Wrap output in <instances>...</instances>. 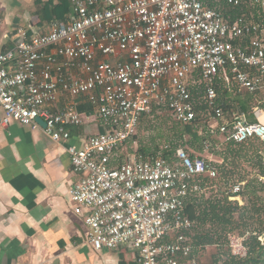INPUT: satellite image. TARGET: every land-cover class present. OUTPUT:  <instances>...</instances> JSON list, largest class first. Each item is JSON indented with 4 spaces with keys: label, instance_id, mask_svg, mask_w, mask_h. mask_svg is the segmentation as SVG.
<instances>
[{
    "label": "built area",
    "instance_id": "built-area-1",
    "mask_svg": "<svg viewBox=\"0 0 264 264\" xmlns=\"http://www.w3.org/2000/svg\"><path fill=\"white\" fill-rule=\"evenodd\" d=\"M70 2V18L52 22L46 34L20 29L13 48L0 35L1 123L69 141L70 128L84 123L78 107L86 97L107 129L67 151L80 176L69 203L84 220L87 243L96 252L131 249L138 264H200L195 222L185 211L192 196L207 194L203 180L219 176V162L182 148L170 158L135 153L122 163L119 155L155 106L180 124L196 121L193 91L203 92L209 128L224 143L264 145V124L228 119L217 106L220 82L264 89V22L260 15L232 19L244 7L264 12V0ZM243 186H232L230 200L243 204L235 196ZM229 240L232 254L245 258V241Z\"/></svg>",
    "mask_w": 264,
    "mask_h": 264
},
{
    "label": "crops",
    "instance_id": "crops-1",
    "mask_svg": "<svg viewBox=\"0 0 264 264\" xmlns=\"http://www.w3.org/2000/svg\"><path fill=\"white\" fill-rule=\"evenodd\" d=\"M49 1L0 0V35L5 48L16 45L20 29L38 34L50 31V13L45 11ZM245 8L253 10V16L258 12L250 7L242 10ZM72 12L71 7L70 16ZM219 85L232 95L251 94L235 84ZM63 104L61 99L55 108L61 109ZM97 109L86 97L81 99L78 111L86 115L84 123L70 128L69 141L55 143L42 130L18 123L4 126L0 107V264H138L136 253L128 248L94 251L86 241L84 220L69 203L70 190L80 176L67 151L107 131L94 115ZM256 119H264L263 110Z\"/></svg>",
    "mask_w": 264,
    "mask_h": 264
},
{
    "label": "trees",
    "instance_id": "trees-1",
    "mask_svg": "<svg viewBox=\"0 0 264 264\" xmlns=\"http://www.w3.org/2000/svg\"><path fill=\"white\" fill-rule=\"evenodd\" d=\"M71 7L70 0H50L45 4V11L50 13V15L47 16V20L50 22L67 21L71 13ZM252 11L253 10L247 8L244 10L236 9L233 12L232 19L242 15L251 19L253 17ZM259 15L264 22V12L261 11L260 14H255V18L259 17ZM217 92V106L224 111L225 115L229 113V111H234L233 108L235 105L240 109L241 114L245 115L248 123L251 124L258 122L257 119H254L253 121L249 120L247 116L252 114L251 112L253 111L256 94H260L261 91L251 94L244 91L240 94H236L234 98H231L232 94L228 92V89L224 85H219L217 86ZM192 97L198 116L196 121L186 125L175 121L180 125L179 128H176L178 130V136L181 139L186 135L190 136L191 142L189 144L191 147L195 146L198 142L207 141L213 133L219 134L216 131L213 132L209 128L212 119L207 113V106L205 104L203 92L193 91ZM226 97L231 99H226ZM258 108L264 111V105H259ZM88 109L91 110L90 107H88ZM160 110H165L172 116L168 109L159 106L154 107L152 114H155ZM233 115H230L231 118L228 119H236L239 117L238 113H236V116L234 117ZM147 116L148 115L145 114L142 117L141 123ZM201 121L202 123L204 121L205 129L207 128L206 130L204 129V132L206 131L205 134L208 136L207 138L204 133L203 135L201 134ZM255 143L256 141H250L243 144H236L234 142L227 143L225 151L219 154L223 160V163L221 162L218 164L219 176L216 179L205 177L203 180V185L205 187H209L210 185L215 186L218 185V183L231 185L235 182H244L246 180L245 177H240V181H233L236 175L242 176V174L237 173L236 170L242 165V162L251 166L256 170L257 174L252 178L247 179V183L243 186L241 192L235 194L236 197L242 199L244 204L230 200L231 192L224 193L222 190H220V193L225 195L223 199L206 200V195L192 196L189 199L185 213L193 222H195V227L192 231L193 243L196 248L194 252L195 257H197L199 250L204 249L206 246L216 245L217 247L222 248L220 245L223 236L214 233L212 226L216 228V230L227 232L229 235L235 229H230L231 232L227 231V229L233 225L235 226L234 215L239 214L238 224L241 223L240 225H243L244 229L242 235L245 236L249 234L248 239L245 240L247 256L245 258H238L234 256L231 251L223 252L222 250L216 255V262L214 264H264V245H262L259 240L260 236L264 233V145L259 143L256 146ZM167 147L168 149L166 147L162 149L159 148L154 152L146 151L144 148L139 151V155L147 158L156 157L157 155L162 154L170 158L178 148L174 147L171 149L169 146ZM182 149L186 150L185 148ZM191 155L194 156L195 154ZM207 225H210L211 229L206 233H202V230H204ZM215 236H217V239H215Z\"/></svg>",
    "mask_w": 264,
    "mask_h": 264
},
{
    "label": "rangeland",
    "instance_id": "rangeland-1",
    "mask_svg": "<svg viewBox=\"0 0 264 264\" xmlns=\"http://www.w3.org/2000/svg\"><path fill=\"white\" fill-rule=\"evenodd\" d=\"M235 94L231 96V98H234ZM227 98L226 99H231ZM231 101V100H230ZM233 105V104H232ZM259 105H264V89L260 92V94H256V100L254 101L253 104V111L251 112L252 114L250 116H247L249 120L253 121L256 119V114L261 110L258 108ZM236 106L234 105L233 110L234 111H229L227 113L228 116L227 118H231L230 115L236 114V113H241L239 108H235ZM148 116L144 118L142 121L139 129H138V134L134 138V142H130L125 151H123L119 156H121L120 160L122 163L127 161V157L129 154H135L139 153L141 149H144L149 152H154L157 149H162L167 146H169L171 149L174 147L177 148H185L189 154H195L198 156H203L207 159H212L216 162L223 163L222 157L219 155L220 153L225 151L226 144L224 143V137L217 133H213L211 137L207 139V141L203 142H198L195 144V146H190L191 142V137L190 136H185L183 139H181L178 136L177 129L179 128L180 125L175 122L176 120L169 114V112L165 110H160L157 111L155 114H152L150 112L147 114ZM203 117V116H201ZM202 123V121H201ZM261 124H264V119L260 121ZM205 126H204V121L202 123V128H201V134L203 135ZM207 129V128H206ZM205 129V130H206ZM206 135V134H205ZM208 136L206 135V138ZM206 140V139H205ZM256 146L259 144L258 142L255 143ZM264 152V150H263ZM237 173H241L242 176L236 175L235 181H240V177H245L244 185L247 183V179L252 178L254 175L257 174L256 170H254L251 166L246 165L245 163L242 162V165L239 166V168L236 170ZM233 183V182H231ZM230 183V184H231ZM237 182L231 184V185H226V184H221L218 183V185L215 186H209L207 194L205 199H213V200H219L223 199L225 195H222L220 193V190H222L224 193H229L232 190V186L236 184ZM264 196V194H263ZM240 203V202H239ZM244 204V203H243ZM235 226H231L227 229V231H230V229H235L232 231L231 234L228 235L227 232L221 230H216L212 226V229L214 230V233H217L218 235L223 236L222 241H221V247H217L216 245L214 246H206L204 249H200L199 253L197 255L198 262L200 264H214L216 262V255L223 250L225 251H231L230 247V240L229 236L231 235L232 237H238L239 239H242L245 241L248 239L249 234L243 236V225L238 224L239 220V214H235ZM235 227H240V228H235ZM211 229L210 225H207L204 230H202V233H206L208 230ZM231 232V231H230ZM227 233V234H226ZM228 235V236H226ZM215 239H217V236H215ZM259 240L261 241L262 245H264V233L262 236H260ZM223 245V246H222Z\"/></svg>",
    "mask_w": 264,
    "mask_h": 264
},
{
    "label": "water",
    "instance_id": "water-1",
    "mask_svg": "<svg viewBox=\"0 0 264 264\" xmlns=\"http://www.w3.org/2000/svg\"><path fill=\"white\" fill-rule=\"evenodd\" d=\"M38 122H39V124H40L41 126L46 127V123H45L44 120H42V119H38Z\"/></svg>",
    "mask_w": 264,
    "mask_h": 264
}]
</instances>
